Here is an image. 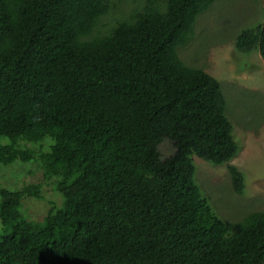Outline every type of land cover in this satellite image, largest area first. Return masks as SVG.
<instances>
[{
    "label": "trees",
    "instance_id": "obj_1",
    "mask_svg": "<svg viewBox=\"0 0 264 264\" xmlns=\"http://www.w3.org/2000/svg\"><path fill=\"white\" fill-rule=\"evenodd\" d=\"M214 1L137 0L113 19L111 0H0V167L41 174L0 184V264H264V210L226 221L195 181L194 158L239 152L221 83L177 53ZM261 3L233 44L264 61ZM44 182L61 200L33 220L23 202Z\"/></svg>",
    "mask_w": 264,
    "mask_h": 264
},
{
    "label": "rangeland",
    "instance_id": "obj_2",
    "mask_svg": "<svg viewBox=\"0 0 264 264\" xmlns=\"http://www.w3.org/2000/svg\"><path fill=\"white\" fill-rule=\"evenodd\" d=\"M111 1L115 6L107 17L114 16L113 19H122L137 4V0ZM105 16L95 27L106 22ZM262 19L261 0H215L197 16L189 42L177 48L184 62L202 68L221 83L227 100L226 113L230 111V120L235 125L234 136L240 144L236 156L221 165L193 159L200 191L212 210L229 222H238L253 211L264 210V61L258 51L238 53L233 44L239 30L253 28ZM227 164L235 165L245 176L242 195L233 192ZM40 177L34 162L0 167V184L10 190L39 181ZM43 195L42 200L32 197L24 200L23 207L30 219H41L50 207L49 201L61 200L47 182L43 183Z\"/></svg>",
    "mask_w": 264,
    "mask_h": 264
},
{
    "label": "clouds",
    "instance_id": "obj_3",
    "mask_svg": "<svg viewBox=\"0 0 264 264\" xmlns=\"http://www.w3.org/2000/svg\"><path fill=\"white\" fill-rule=\"evenodd\" d=\"M238 144H239V143H238ZM239 145H240V144H239ZM238 153H239V152H238ZM238 153H237V154H238Z\"/></svg>",
    "mask_w": 264,
    "mask_h": 264
}]
</instances>
